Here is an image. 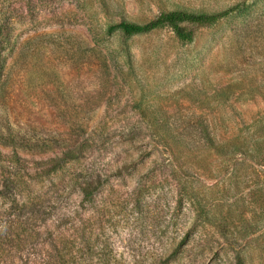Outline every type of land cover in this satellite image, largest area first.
I'll return each mask as SVG.
<instances>
[{
    "label": "rangeland",
    "instance_id": "374dc122",
    "mask_svg": "<svg viewBox=\"0 0 264 264\" xmlns=\"http://www.w3.org/2000/svg\"><path fill=\"white\" fill-rule=\"evenodd\" d=\"M0 154V264H264V0H0Z\"/></svg>",
    "mask_w": 264,
    "mask_h": 264
},
{
    "label": "trees",
    "instance_id": "16d2710c",
    "mask_svg": "<svg viewBox=\"0 0 264 264\" xmlns=\"http://www.w3.org/2000/svg\"><path fill=\"white\" fill-rule=\"evenodd\" d=\"M229 14L230 11L214 14L173 11L162 13L159 17L146 24L124 20L112 29H118L126 36H132L136 34L149 33L160 28L169 27L181 42L189 43L193 42L194 40V28L215 24L223 17L229 16ZM53 162H57L58 164H60L61 161L53 160ZM88 190V188L83 189L84 193L90 195L91 192H88Z\"/></svg>",
    "mask_w": 264,
    "mask_h": 264
}]
</instances>
